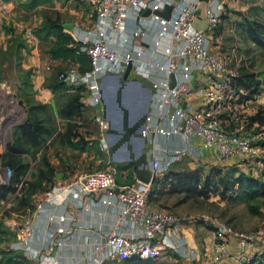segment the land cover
<instances>
[{
  "label": "built area",
  "instance_id": "obj_1",
  "mask_svg": "<svg viewBox=\"0 0 264 264\" xmlns=\"http://www.w3.org/2000/svg\"><path fill=\"white\" fill-rule=\"evenodd\" d=\"M167 1L89 0L94 14V26L88 30L91 33L70 34L81 42L90 66L83 72L70 67L59 74L69 83L83 85L80 100L82 105L92 108L91 118L97 129V134L85 135L86 142L100 152H107V120L102 114L99 79L106 70L120 71L128 60L131 61L135 74L150 90L141 132L152 177L163 173L182 154L198 156L200 149L193 142L196 138L211 146L217 159H223L236 153L248 154L264 133V124L253 132L240 125L228 128L223 124L225 110L231 121L239 120L231 103L237 102L241 106L246 101L237 100L238 94L233 87L236 70L226 66L224 56L209 42V34L219 21L225 0H206L205 30H198L192 24L198 0H177L167 17L153 12ZM145 8L149 9L148 14H142ZM10 13L9 0H0V33ZM128 13L135 18L134 25L129 28L126 26ZM147 17L157 21V27L151 33L146 24ZM21 32L28 45H35L40 40L31 25H23ZM147 33L151 36L148 42L145 41ZM194 70H198L201 81L194 82L197 80ZM171 73L174 82L169 86ZM257 97L263 106L264 92L257 93ZM192 98L197 100L196 106H193ZM117 170L129 174L131 179L118 181ZM150 186L151 179H137L132 166L80 170L69 180L54 183L37 203L36 218L45 224L48 236L40 238L36 247L35 231L28 224L17 223L11 227L15 231V245L10 248L17 252L18 259L34 260L35 264H80L75 259L63 263L55 254L45 251L67 243L75 234L68 207L56 213L47 207L48 203L65 204V201L77 211L75 223H79L78 228L84 227L80 214H95L98 218L95 225H87L86 232H82L91 237L94 255L89 264L120 260L131 254L162 261L164 247L185 246V241L176 240L174 232L183 221L203 222L210 226L215 236L208 255L210 261L227 255L231 264H241L252 257L258 247L264 246V224L253 230H241L216 214H178L153 205L147 197ZM230 242L235 246L232 251L228 249ZM241 249H244L242 253ZM181 251L188 250L182 247Z\"/></svg>",
  "mask_w": 264,
  "mask_h": 264
},
{
  "label": "rangeland",
  "instance_id": "obj_2",
  "mask_svg": "<svg viewBox=\"0 0 264 264\" xmlns=\"http://www.w3.org/2000/svg\"><path fill=\"white\" fill-rule=\"evenodd\" d=\"M15 5L12 17L19 22L20 26L14 27L10 23L3 24L4 30L12 29L13 32L10 36H0V182H8L12 176V170L6 164L7 146L10 143L17 144L22 148L15 155L17 159L28 164L27 178L38 181L40 174L45 177L40 185L42 190L39 189L35 193H30L26 184L21 186L22 181L19 180L16 183L18 189L9 192L5 198L0 199V240L4 241L8 239L15 241L7 224L15 221L22 223L32 213L36 199L43 194L45 189H49L54 183L69 180L80 170L113 165L108 160L107 152H100L94 147L79 148L73 146L61 135L65 131L68 121L59 116L57 109L66 94L72 89L54 92L45 83L57 75L58 70H67L70 67L76 69V65L69 63V61L51 62L49 67L41 69L44 77L38 85V80L34 76L36 73L34 66L27 65L25 61L31 50L26 48L27 44L21 35L23 25L28 24L34 28H39L47 17L57 16L60 21L64 22L74 20L77 17L76 11L80 12L81 10V16L89 15L91 4L84 0H36L34 4L29 5L28 0H23ZM222 14L224 15L220 18L217 27L209 34L211 47L224 56L228 68L236 70L240 76L244 72H252L255 75L254 78L259 79L254 91L250 95L247 93L246 99L253 102L252 107L248 104L244 107L235 105L233 108L234 115L239 116V120L240 118L241 120L229 121L227 127L233 128L240 125L249 132H253L261 129L262 126L256 122L248 126L247 116L262 106L258 102L261 99L257 97V93L264 92V49L253 42L244 23L241 22L244 18L259 19L264 22V0H225ZM116 70H106L105 73H113ZM238 88L245 95L247 91L242 86L236 89ZM40 89H45L47 95ZM32 104L35 106L32 109L33 114L42 118L43 122L50 128V132L44 135V139L38 145H32L24 140L17 130L18 124L26 119L27 109ZM91 113L92 108L83 105L81 116L75 119L77 125L74 130L80 131L84 135L97 134ZM262 142H264V133L263 138L257 140L256 147L252 151L248 154H238L241 158L231 162L225 161L226 159L204 161L197 156L180 155L163 173L159 174V177L164 181V189L163 192L150 195V202L157 207L169 208L178 214L187 212L216 214L241 230H253L263 225L264 195L253 200L260 206V212L250 213L245 204L235 199L230 191L227 192L229 195L225 197L212 188L205 190L202 185V182L207 178L208 180L217 179L219 176L236 174L238 171L258 176L264 165V144ZM118 167L116 166V169ZM185 173L198 176L199 182L196 187L192 185L188 188L182 185L171 187V184L177 183V177ZM24 178L21 177V179ZM116 178L118 181L131 179L129 174H122L119 170L116 172ZM218 187L220 188V183H218ZM4 218L8 223L4 221ZM195 224L197 232L195 230L189 232L185 246L179 245L175 249L164 247L163 257L164 254H176V258H180L183 264H189V262L196 260L199 261L198 264L216 263V261L208 259V254L214 245L213 233L209 225L203 222ZM182 247L188 251L182 253ZM162 262L168 264L164 258ZM120 263V260H114L104 261L101 264ZM14 264L30 263L25 261Z\"/></svg>",
  "mask_w": 264,
  "mask_h": 264
},
{
  "label": "trees",
  "instance_id": "obj_3",
  "mask_svg": "<svg viewBox=\"0 0 264 264\" xmlns=\"http://www.w3.org/2000/svg\"><path fill=\"white\" fill-rule=\"evenodd\" d=\"M35 1L36 0H28V4L32 5L35 3ZM223 15L224 14H222L221 10L219 14V20ZM218 22L213 30L217 27ZM241 23H244L245 29L253 42L260 48L264 49V22L259 19L244 18ZM35 32L39 36V39H46L48 37L50 38V43L47 48V52L50 57L58 59L62 62L69 61V63L75 64L76 69L79 72L86 71L89 68V57L87 53L81 48V42L70 34L69 30L63 26L62 21H60L57 16L47 17L39 28H35ZM63 71L64 70H58L57 75L53 76L45 83V85L54 92H64L72 89L71 92L66 94L65 98L58 105L57 109L59 116L68 121L66 123L65 131H63L61 135H63L68 140V143L73 146L79 148L94 147L93 145L86 142L87 139L85 138V135L82 134V132L74 130V127L77 125L75 123V119L81 116V107L83 105L82 101L80 100V96L82 94L83 85L72 84L64 80L63 76L59 75ZM254 76L255 75L252 72H244L242 76H240L237 72V74L234 76L233 87L238 94L237 100H245L246 97H248L247 93L250 95L257 87L259 79L254 78ZM240 86H242L247 91L245 95L244 92H240L238 89H236ZM34 107L35 106L33 104L28 107L27 117L23 122L18 124L17 130L24 140L28 141L32 145H38L44 139V135L50 132V128L43 122L42 118L33 114L32 109ZM247 122L249 123L248 126L254 122H256L258 125H263L264 107L259 106L254 112L250 113L247 116ZM262 143L264 144V142ZM7 147L8 151L6 154L8 157L6 158V164L12 170V176L8 182H0V199L5 198L9 192L16 191L18 189V185L16 183L19 182V180L22 181L21 186H25L26 184V187L30 190V193H35L41 189V181L45 176L40 174L38 181L27 178L28 164L21 161L20 159H17L15 155L20 152L22 148L14 143L8 144ZM259 172L260 173L258 176H253L246 174L243 171H238L236 174L219 176L217 179L208 180L207 178L202 182V185L205 187V190L212 188L217 190L221 196L225 197L229 195L227 192L230 191L231 195L235 199L240 200L245 204L248 212L259 213L260 206L256 202H253V200L258 196L264 195V165ZM21 177L25 178L21 179ZM177 179V183L173 185L171 184V187H174V185H182L185 188H188L191 185L196 187L197 183L199 182L198 176L192 175L190 173L181 174L179 177H177ZM163 183L164 181L159 176L152 177L151 186L147 195L148 200L150 195H155L157 192H163ZM218 183H220V188L218 187ZM49 189H45L44 191ZM199 193L202 192L199 191ZM9 230L11 229L9 228ZM17 256L18 254L16 251H14V249L10 247H2L0 245V264H14L26 261V259L23 257L22 259H18ZM120 262V264H164L162 261H158L154 257L142 256L139 254H131L123 259H120ZM173 264L183 263L181 259L177 257L176 262ZM241 264H264V249L258 254L254 253L249 259L243 260Z\"/></svg>",
  "mask_w": 264,
  "mask_h": 264
},
{
  "label": "crops",
  "instance_id": "obj_4",
  "mask_svg": "<svg viewBox=\"0 0 264 264\" xmlns=\"http://www.w3.org/2000/svg\"><path fill=\"white\" fill-rule=\"evenodd\" d=\"M23 0H9V3L11 5V13L10 15L6 18L4 24L6 23H10V25L14 26V27H19L20 24L19 22L16 21V19L14 17H12V12H13V7H16V3L18 2H22ZM86 2H89V0H84ZM90 3V2H89ZM165 3H171V8L169 9V14L171 12V10L173 9V7L175 6V4L177 3V0H169L167 2H163L161 8L163 7V5ZM91 12H89V15H83L81 16V10L80 12L76 11L77 13V17L72 20V21H68L70 23V28L68 29L69 32L74 35V36H80L81 34L87 33L88 30H92V27L94 26V14L92 12V8H90ZM80 13V15H79ZM67 22V21H64ZM135 23V18L132 16V13H128V16L126 18V26L127 28H129L131 25H134ZM146 24H148V29H150V33L153 32L152 30H155L157 27V21L152 19V18H146ZM12 29L9 30H2V32L0 33V36H10L12 33ZM91 33L88 32V34ZM22 35V32H21ZM145 35V34H144ZM23 37V36H22ZM153 37V36H152ZM151 39V36L147 33L145 35V41H149ZM135 41H138V38H135ZM50 43V39L48 40L46 39H42L40 38L39 42L35 45H28L27 43V47L29 50H31L30 54L28 55V57L26 58V64L27 65H32L34 66L36 73L34 74V76H36V79L38 80V85L41 83L42 79H43V72L41 73V69H44V67H49L51 62L55 63L58 61V59L52 58L50 57V55L47 53V48L49 46ZM23 49H25V47H23ZM43 67V68H42ZM198 70H194V72L197 75V80H195L194 82H198L201 81V76L200 74L197 72ZM105 74V73H103ZM102 74V75H103ZM138 78L141 79L140 76H138ZM41 92H43L45 95H47V92L45 89H40ZM238 90H241L240 88H238ZM50 93V92H49ZM193 100V106L197 105V100L192 98ZM245 103L243 105H241L240 107H244V105H249L250 107H252V101H249L248 99H245ZM235 105H238L237 102H232L231 106L235 107ZM88 106V105H87ZM90 107V106H89ZM230 107V106H229ZM228 111H224L222 114V119H223V124L224 126L227 127V124L229 121H231L229 119V115L227 113ZM230 128V127H228ZM159 140H161V137H159ZM194 144L196 145L197 148L200 149V154L197 156L200 159L204 160V161H214L215 159H217L214 149L211 146L205 145L203 144V142L199 139L196 138L193 140ZM240 155V154H239ZM238 153L236 154H232L226 158L225 161H234V160H238L239 158H241V156H239ZM60 182H64V181H60ZM58 183V182H57ZM45 195V191L43 192L42 195H40L38 197V199H36L35 201V207L32 211V213L27 216L25 218L24 221H22L23 224H28L29 226H31V228L35 231V241H34V245L36 247L39 246V239L40 238H46L48 236V231L45 230L44 226L45 224L42 223L41 220L38 219L37 216V203L42 201ZM68 198V197H67ZM66 198V199H67ZM68 205H66V201L65 204H60V203H48L47 207L48 210L50 212H61L62 210L65 209V207H68V211L72 214L73 220L71 221V224L75 227L74 231L75 234L73 235L72 239L70 241H68L67 243L61 244L58 247H54V248H50V249H46L45 251H48L50 253H53L57 256V258L61 261V262H69L72 261L73 259L75 260H79L80 264H89L90 263V259L92 258V256L94 255V253L91 252V246H90V240L91 237L89 236V234H85L82 232H86L84 229L86 228V226H91V224H96L97 223V216L95 214H80V217L83 219V228H78L79 223H75L78 215H77V211L71 207V205L69 203H67ZM4 221L6 223H8L5 218ZM17 223H21V221H15L13 223H8V227L11 229L12 226H15ZM92 227V226H91ZM197 226L196 224H191L188 223L186 221H183L181 223V226L179 229H176L174 232L176 233V240L180 241L183 240L186 242L187 237L189 235V232H193L195 230V232H197V229H195ZM12 233L14 235L15 238V231L13 229ZM212 231V230H211ZM79 232V233H78ZM213 233V232H212ZM173 237V236H172ZM214 233H213V240L214 241ZM0 245L2 247H11L13 245H15V241L13 240H1L0 241ZM212 246V245H211ZM234 244L233 243H229L228 244V249L229 251H232L234 249ZM264 249L263 247H258L256 249L257 252H260L261 250ZM244 251V249H241V253ZM80 255L79 258H77V255ZM209 255V254H208ZM166 259V263L168 264H173L174 262H176L177 258H176V254H164V257L162 255V259ZM27 262H29L30 264H35L34 260H30V259H26ZM199 261H194V262H189V264H198ZM24 263V262H21ZM215 264H231V259L229 256L225 255V256H221Z\"/></svg>",
  "mask_w": 264,
  "mask_h": 264
},
{
  "label": "water",
  "instance_id": "obj_5",
  "mask_svg": "<svg viewBox=\"0 0 264 264\" xmlns=\"http://www.w3.org/2000/svg\"><path fill=\"white\" fill-rule=\"evenodd\" d=\"M205 2L206 0H198L193 11L192 24L198 30L206 29ZM171 5L165 3L162 8L154 9L153 12L167 17ZM148 13V8L142 11V14ZM62 24L67 29L70 28L68 21ZM173 82L171 73L168 85L171 86ZM99 91L102 114L107 120L105 133L108 160L115 166H132L135 177L141 181L152 179L142 147L144 138L141 132L150 96L149 87L141 83L128 60L122 70L105 73L100 77Z\"/></svg>",
  "mask_w": 264,
  "mask_h": 264
}]
</instances>
